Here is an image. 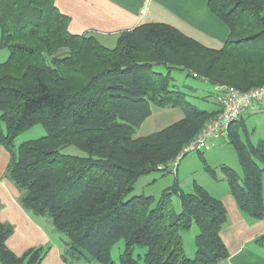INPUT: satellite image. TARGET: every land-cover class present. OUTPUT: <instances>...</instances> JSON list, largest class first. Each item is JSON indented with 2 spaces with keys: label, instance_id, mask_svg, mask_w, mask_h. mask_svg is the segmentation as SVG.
<instances>
[{
  "label": "trees",
  "instance_id": "1",
  "mask_svg": "<svg viewBox=\"0 0 264 264\" xmlns=\"http://www.w3.org/2000/svg\"><path fill=\"white\" fill-rule=\"evenodd\" d=\"M207 6L229 28L218 49L163 22L123 30L108 47L92 33L72 31L55 0H0V44L8 49L0 63L6 174L21 190L23 206L47 216L68 238L60 236L67 248L64 262L138 264L135 246L144 247L145 264H214L227 258L219 234L227 211L196 179L189 191L174 180L157 198L128 197L140 176L168 172V163L219 112L217 100L214 108L189 100L188 91L200 87L178 85L174 70L211 90L218 84L240 90L264 84V0H207ZM152 105L179 107L183 116L134 137ZM35 124L45 134L15 145L18 133ZM227 142L241 170L211 166L198 151L203 169L227 182L243 214L262 219L264 141L253 144L239 117L228 128ZM68 146L80 153L66 152ZM192 225L195 249L188 255L181 231ZM11 233L12 226L0 222V264H42L47 246L17 255L6 245ZM120 239L124 245L115 263L111 247ZM255 241L264 245V234Z\"/></svg>",
  "mask_w": 264,
  "mask_h": 264
},
{
  "label": "crops",
  "instance_id": "2",
  "mask_svg": "<svg viewBox=\"0 0 264 264\" xmlns=\"http://www.w3.org/2000/svg\"><path fill=\"white\" fill-rule=\"evenodd\" d=\"M55 5L70 17L69 28L73 26L76 30L74 32H89L97 37L101 35L103 40H109L105 43L107 45L114 44L113 36L116 39L121 31L146 22L167 23L187 37L213 49L220 48L229 34V28L209 10L207 0H55ZM211 101L210 108L218 107L215 91ZM166 107L174 111L175 121L183 116L179 108ZM261 112H264V99L253 102L241 114L247 133V118ZM248 137L253 144L259 140L264 141L263 134L254 139L248 133ZM216 145L218 143L215 142L204 150ZM8 158V151L0 145V222L12 226V233L6 238L7 247L21 255L30 247L49 245L42 264H68L61 257L67 248L60 246V237L51 220L23 206L21 190L6 174ZM210 179L204 178V181L199 182L221 200L228 215L226 224L219 232L228 256L214 264H264V245L255 241L264 234V218L256 220L243 214L227 182L223 179ZM262 186L264 200V173ZM49 253L53 254L52 260H49ZM72 264L95 263L80 261Z\"/></svg>",
  "mask_w": 264,
  "mask_h": 264
},
{
  "label": "rangeland",
  "instance_id": "3",
  "mask_svg": "<svg viewBox=\"0 0 264 264\" xmlns=\"http://www.w3.org/2000/svg\"><path fill=\"white\" fill-rule=\"evenodd\" d=\"M70 29L72 31H76L74 30L75 28L73 26L70 27ZM101 37L102 36L100 35L97 37V39L102 44L108 47H113L117 40V38L115 39L113 36V38L112 37L111 38L114 44L112 43L111 45H107L105 43L109 42V40H103V37L102 38ZM7 55H8V49L2 47L0 44V63L6 59ZM172 76H174L175 82L178 85L187 83L193 86L200 87V89H198L197 91H193V92L188 91V95L186 96L198 107L209 108L212 105V104L210 105V103L212 102L211 100L213 95L208 96L207 100L201 98V96L210 94L212 92L211 87H209L204 81L198 80L191 76H185L184 72L175 71V70L172 72ZM151 108H152L151 114L136 129L133 135L134 137L143 136L158 131L164 128L165 126H167L168 124L172 123L176 119V117L174 116V111L167 109L166 106L160 107V106L152 105ZM163 112H167V113L163 114ZM247 119H248L246 123L247 131L249 134H252L254 139H257L262 134L264 135V112L251 115ZM210 120L211 119H209L206 122V124H208ZM44 134L45 131L43 126L41 124H35L18 133V135L15 137V145H18L20 142L26 140L38 138ZM215 142L216 144L218 143V145L214 147L210 146L211 147L210 149L204 150L203 152L207 160V163L211 166H216L220 163H226L230 167L232 166L233 168H236V170L240 171L241 168L240 165H238L237 163L238 159L236 152L233 146L227 142V139H220V140L217 139ZM64 150L70 153H80V151L73 146H68ZM183 154L184 155L179 159L176 158L168 163L167 165L169 168L168 172L153 171L149 174L140 176L137 179L136 183L134 184V188L132 192L128 194V197L141 193L144 195H153L155 198H157L160 195L162 189L171 185L174 180H177L179 182V184L181 185L184 191H189L191 189L193 179H196L197 181H204L203 180L204 178H206L207 180H211L210 179L211 177L203 169L204 163L201 160L198 151H193V152L185 151L183 152ZM218 174H220V172H218ZM172 201L174 203L175 211L178 212L180 210V207L177 197L174 196ZM55 232L59 237L61 236L64 239L68 240V238L64 236V234L58 231L57 229ZM196 232H197V228L195 225H192L190 229H188L187 231H181L182 241L184 242V246L188 255H191L193 249H195L194 235L196 234ZM61 237L59 238L60 239L59 244L60 246L65 247V245L61 240ZM123 245H124L123 240L120 239L117 242H115L111 247V257L115 261V263H119L118 256L123 248ZM46 250L47 251L44 255L47 254L49 250V245L46 247ZM143 251H144V247H140V246H135L133 250V255L135 258L138 259V264H145V262L143 261ZM48 256H49V260L53 259L52 253H49ZM93 263L101 264V263H96L95 261H93Z\"/></svg>",
  "mask_w": 264,
  "mask_h": 264
},
{
  "label": "built area",
  "instance_id": "4",
  "mask_svg": "<svg viewBox=\"0 0 264 264\" xmlns=\"http://www.w3.org/2000/svg\"><path fill=\"white\" fill-rule=\"evenodd\" d=\"M219 112L211 118L205 127L189 140L177 155L179 159L183 152L202 151L221 138L227 137L230 124L238 119L244 110L255 101L264 99V84L248 90L229 84H218L214 87Z\"/></svg>",
  "mask_w": 264,
  "mask_h": 264
}]
</instances>
